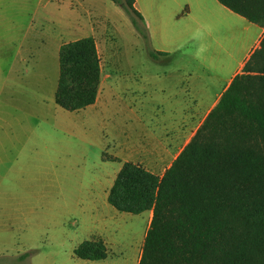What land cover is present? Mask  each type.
Wrapping results in <instances>:
<instances>
[{
	"label": "rangeland",
	"instance_id": "obj_1",
	"mask_svg": "<svg viewBox=\"0 0 264 264\" xmlns=\"http://www.w3.org/2000/svg\"><path fill=\"white\" fill-rule=\"evenodd\" d=\"M68 1L69 8L59 13ZM0 5V264H81L73 250L91 237V211L101 218L109 255L119 264H137L152 212H121L107 202L121 165L107 158L132 153V161L158 175L167 168L152 167L164 139L154 125L168 121H156L161 104L152 100L159 93L150 97V91L165 79L168 60L150 56V41L112 0H0ZM209 26L214 35L229 38L226 45L235 56L259 30L258 39L264 33L235 16H215ZM88 35L100 58L102 105L68 111L54 101L58 49ZM141 140L149 151L139 150L145 148Z\"/></svg>",
	"mask_w": 264,
	"mask_h": 264
},
{
	"label": "trees",
	"instance_id": "obj_2",
	"mask_svg": "<svg viewBox=\"0 0 264 264\" xmlns=\"http://www.w3.org/2000/svg\"><path fill=\"white\" fill-rule=\"evenodd\" d=\"M112 1L148 42L134 0ZM218 1L264 28V0ZM148 52L153 58L163 54ZM100 79L92 35L60 44L58 106L78 111L93 104ZM107 202L121 212H152L137 264H264V33L163 174L123 161ZM73 253L99 260L108 249L94 237L81 241Z\"/></svg>",
	"mask_w": 264,
	"mask_h": 264
},
{
	"label": "crops",
	"instance_id": "obj_3",
	"mask_svg": "<svg viewBox=\"0 0 264 264\" xmlns=\"http://www.w3.org/2000/svg\"><path fill=\"white\" fill-rule=\"evenodd\" d=\"M69 4L70 1L63 6L59 5L57 9L59 13L62 9L69 8ZM134 6L143 16L152 49L163 52L154 59L162 58L169 62V65L162 71L165 79L162 80L159 87H156V84H151L150 91V97L159 93L157 100L155 97L152 100L161 104L159 109L162 116L157 118L156 121H168L167 124L154 125L158 130L157 132L162 134L164 139L158 142V150H156L158 159L152 167L163 168L171 164L187 143L185 142L180 147V141L187 134L186 132L190 131L191 123L198 122L194 130L190 132V136L194 134L208 112L218 102L233 76L241 72L244 62L259 44L258 35L260 30L253 41L244 44L239 56H235L231 52L229 44L226 45V40L229 41V38L227 39L225 35H214L210 30L209 23L210 19L215 16L223 19L226 16L237 18L242 16L232 12L219 3L218 0H134ZM69 12V16H71V10ZM59 23L61 24V22ZM251 27L254 26L249 25L248 28ZM2 85H4L1 86L2 89L7 86L6 84ZM158 89L159 92H157ZM98 96L99 91L95 102L85 108H99L102 104L99 103ZM162 102L166 104V108ZM166 112L168 116L164 117L163 114ZM137 118L140 121H145L141 116ZM139 136L141 139V133H139ZM141 144L145 146L143 142ZM178 148L179 151L172 156V153ZM139 150L149 151L146 146L144 149L140 148ZM109 156L119 158L120 161H111L122 164L123 161H132L129 157H135L136 155L128 153L127 155ZM141 165L150 170L147 166ZM120 167L116 169V172ZM113 181L110 183L109 188ZM91 216L93 219L91 220L92 234L90 238H101L108 246L98 227L101 224L100 216L98 213L95 214V211H91ZM113 258V255L108 253L104 259H79H81V264H119Z\"/></svg>",
	"mask_w": 264,
	"mask_h": 264
}]
</instances>
